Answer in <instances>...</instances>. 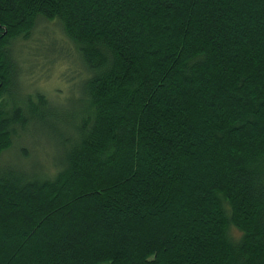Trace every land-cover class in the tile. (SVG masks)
Instances as JSON below:
<instances>
[{"label": "trees", "instance_id": "1", "mask_svg": "<svg viewBox=\"0 0 264 264\" xmlns=\"http://www.w3.org/2000/svg\"><path fill=\"white\" fill-rule=\"evenodd\" d=\"M42 21L85 78L52 174L0 162V264H264V0H0V158L59 117L17 91Z\"/></svg>", "mask_w": 264, "mask_h": 264}, {"label": "rangeland", "instance_id": "2", "mask_svg": "<svg viewBox=\"0 0 264 264\" xmlns=\"http://www.w3.org/2000/svg\"><path fill=\"white\" fill-rule=\"evenodd\" d=\"M47 41H51L53 50L46 47ZM12 56L17 60V91L23 95L42 93L59 117H45L30 124L21 140L1 155L0 162L27 171L42 166L52 174L54 170L49 167L61 159L62 150L58 144L70 133L66 120L77 108L85 73L73 45L56 21L40 22L29 40L16 43ZM24 155L27 156L21 159ZM231 233L237 234L234 229Z\"/></svg>", "mask_w": 264, "mask_h": 264}]
</instances>
